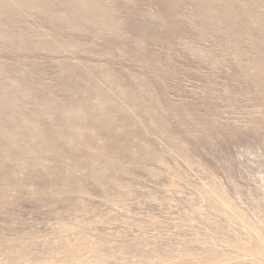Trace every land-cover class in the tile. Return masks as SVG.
Here are the masks:
<instances>
[{
  "label": "rangeland",
  "instance_id": "1",
  "mask_svg": "<svg viewBox=\"0 0 264 264\" xmlns=\"http://www.w3.org/2000/svg\"><path fill=\"white\" fill-rule=\"evenodd\" d=\"M0 264H264V0H0Z\"/></svg>",
  "mask_w": 264,
  "mask_h": 264
}]
</instances>
